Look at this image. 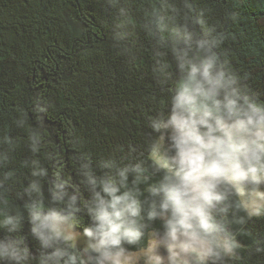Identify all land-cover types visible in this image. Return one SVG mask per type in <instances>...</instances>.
Returning <instances> with one entry per match:
<instances>
[{
  "label": "clouds",
  "instance_id": "9594fccd",
  "mask_svg": "<svg viewBox=\"0 0 264 264\" xmlns=\"http://www.w3.org/2000/svg\"><path fill=\"white\" fill-rule=\"evenodd\" d=\"M99 2L111 46L147 51L163 100L138 142L104 154L74 131L52 147L39 96L0 132V264H264V92L224 47L240 11Z\"/></svg>",
  "mask_w": 264,
  "mask_h": 264
},
{
  "label": "trees",
  "instance_id": "16d2710c",
  "mask_svg": "<svg viewBox=\"0 0 264 264\" xmlns=\"http://www.w3.org/2000/svg\"><path fill=\"white\" fill-rule=\"evenodd\" d=\"M199 3L212 9L213 20L230 8L240 11L227 25L224 47L250 87L264 92V0ZM107 25L99 0H0V132H8L18 115L31 116L39 96L50 105L45 132L52 147L73 131L96 154L138 142L153 101L163 95L150 80L147 51L138 50L130 62L111 46ZM11 131L23 140L22 130ZM63 151L70 154L67 146ZM24 155L21 144L16 159Z\"/></svg>",
  "mask_w": 264,
  "mask_h": 264
}]
</instances>
